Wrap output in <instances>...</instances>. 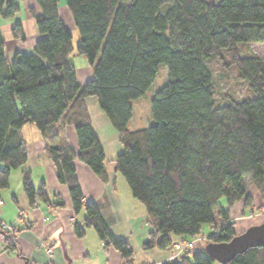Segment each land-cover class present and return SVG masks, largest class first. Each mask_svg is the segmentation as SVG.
I'll list each match as a JSON object with an SVG mask.
<instances>
[{"label": "trees", "instance_id": "trees-1", "mask_svg": "<svg viewBox=\"0 0 264 264\" xmlns=\"http://www.w3.org/2000/svg\"><path fill=\"white\" fill-rule=\"evenodd\" d=\"M34 2L38 12L28 11L42 37L32 47L16 49L8 59L0 28V189L7 187L10 171L26 162L21 128L33 123L44 134L65 121L76 129L79 151L49 144L47 153L79 211L83 200L74 160L107 180L104 149L84 102L95 96L119 132L123 148L112 160L115 170L145 208L150 231L144 249L173 248L181 239L203 235L205 224L204 244L229 241L237 234L230 209L252 204L247 178L259 191L264 220V56L241 54L239 46L264 43V0H65L76 46L59 16V0ZM20 7L0 0V21ZM10 30L24 40L20 23ZM73 51L93 65L92 78L83 84L69 61ZM210 59L236 69L251 96L223 92L217 101ZM160 64L167 67V81L151 100L153 123L132 130L131 100L150 88ZM22 186L31 204L39 199L64 205L44 185L35 188L28 173ZM85 210L86 225L130 260L132 246L109 230L97 205L88 202ZM75 233L82 235L83 227L76 225ZM6 243L13 246V236ZM202 252L184 251L163 264L217 262ZM217 263L264 264V247Z\"/></svg>", "mask_w": 264, "mask_h": 264}, {"label": "crops", "instance_id": "crops-1", "mask_svg": "<svg viewBox=\"0 0 264 264\" xmlns=\"http://www.w3.org/2000/svg\"><path fill=\"white\" fill-rule=\"evenodd\" d=\"M17 3L21 5L20 11L13 17L0 21L8 59L14 50L30 48L42 37L36 29L28 6L21 2ZM30 7L38 12L36 4ZM65 17L68 20L67 24L60 16L65 27L74 32L76 27L69 10L65 12ZM14 23L22 25L24 40L12 36L11 27L8 26ZM70 55L72 56H69V61L76 69L77 82L83 84L91 79L93 65L87 60L84 62L83 58L76 64L70 57L78 54L72 52ZM84 102L92 128L104 149L107 180H102L86 164L75 159L73 162L75 176L82 192L83 205L79 211H74L69 189L65 183L58 180L57 167L47 153L49 144L69 146L75 152L79 151L74 125L60 121L42 134L35 124H25L21 128V133L25 139L26 162L10 171L7 187L0 189V222L11 225L14 232L13 246L0 238V264H163L177 257L172 247L143 248L150 231L145 208L133 197L125 179L115 170L112 162L123 148L119 141V132L99 107L95 96L85 97ZM25 173L29 174L35 188L44 185L51 199L59 197L64 205L53 206L39 199L31 204L22 186ZM88 202L97 205L109 230L116 237L130 243L133 248L130 260L125 261L118 250L106 246L95 229L86 225L85 206ZM239 205L240 203L235 204L230 209V217L235 220L241 214L238 213L241 209ZM243 223L246 224L247 221ZM76 225L83 227L82 235L75 233ZM239 225L242 224L239 222ZM249 225L243 224L245 228ZM235 232L240 233L236 231V226ZM194 244V251L204 252V243L195 240Z\"/></svg>", "mask_w": 264, "mask_h": 264}, {"label": "rangeland", "instance_id": "rangeland-1", "mask_svg": "<svg viewBox=\"0 0 264 264\" xmlns=\"http://www.w3.org/2000/svg\"><path fill=\"white\" fill-rule=\"evenodd\" d=\"M12 1L21 2L27 5L28 7L35 4L32 0H12ZM65 12H68V8L66 7L65 0H59V13L60 16L63 18L65 24H67L68 20L65 17ZM9 27H11V25H9L8 28ZM73 41L76 46V43L78 41V34L76 30L73 32ZM239 46H240L241 54H245L246 52H252L264 56V43H257V42L239 43ZM73 52L77 54L75 51ZM222 54L227 56V51L224 50ZM81 58H83L84 62H86L87 59L83 55H76L70 57V59H72L71 61L76 64H78L79 61H81ZM207 64L214 78L215 98L217 101L220 100L221 93L223 92H228L237 99H242L251 96V92L247 89V83L244 80H242L240 77H238V71L236 69L234 68L224 69L217 59H210L209 61H207ZM166 81H167V67L165 64H160L158 68V72L150 88L141 97L131 100L130 104L132 107V119L129 124V127L131 129L143 128L153 123L150 115L151 100L154 97L155 93L166 83ZM245 187L247 193L250 194V196L252 197V204L249 206L247 205L245 207L242 206V204H240L239 208L241 209L240 212H238L239 214L241 213L240 217H236V220L235 218L231 217L232 220L235 222L236 231H240V233L247 228V227L245 228L243 224L252 225L264 221L262 216L263 205L261 202L259 191L248 178L245 180ZM242 221L243 222L247 221V223L245 224ZM239 222L242 225H239ZM208 228L209 225L207 224L203 225L202 232L204 234L193 238V240H200V242H202L203 244L206 235L205 233ZM177 255L179 254L175 253V256ZM213 264H218V263L213 262Z\"/></svg>", "mask_w": 264, "mask_h": 264}, {"label": "water", "instance_id": "water-1", "mask_svg": "<svg viewBox=\"0 0 264 264\" xmlns=\"http://www.w3.org/2000/svg\"><path fill=\"white\" fill-rule=\"evenodd\" d=\"M251 247H264V221L248 226L226 242H207L204 252L219 263H226Z\"/></svg>", "mask_w": 264, "mask_h": 264}, {"label": "built area", "instance_id": "built-area-1", "mask_svg": "<svg viewBox=\"0 0 264 264\" xmlns=\"http://www.w3.org/2000/svg\"><path fill=\"white\" fill-rule=\"evenodd\" d=\"M13 235H14V232H13L12 226L7 223L0 222V238L3 241H6L8 237H11ZM194 241L195 240L193 239L191 240L181 239L177 241L176 243L173 244L174 252L177 254H181L184 251L194 250ZM48 251L50 252L51 249H48Z\"/></svg>", "mask_w": 264, "mask_h": 264}, {"label": "bare ground", "instance_id": "bare-ground-1", "mask_svg": "<svg viewBox=\"0 0 264 264\" xmlns=\"http://www.w3.org/2000/svg\"><path fill=\"white\" fill-rule=\"evenodd\" d=\"M263 222V221H262Z\"/></svg>", "mask_w": 264, "mask_h": 264}]
</instances>
